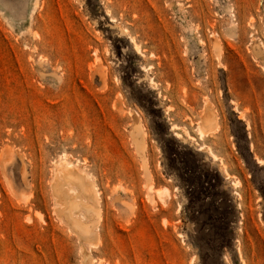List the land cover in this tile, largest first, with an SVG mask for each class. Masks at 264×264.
<instances>
[{
  "label": "rangeland",
  "instance_id": "obj_1",
  "mask_svg": "<svg viewBox=\"0 0 264 264\" xmlns=\"http://www.w3.org/2000/svg\"><path fill=\"white\" fill-rule=\"evenodd\" d=\"M0 264H264V0H0Z\"/></svg>",
  "mask_w": 264,
  "mask_h": 264
},
{
  "label": "bare ground",
  "instance_id": "obj_2",
  "mask_svg": "<svg viewBox=\"0 0 264 264\" xmlns=\"http://www.w3.org/2000/svg\"><path fill=\"white\" fill-rule=\"evenodd\" d=\"M215 44L217 45L216 41ZM138 50L140 51L137 47V51ZM206 127L200 126L199 132L201 137L203 135L205 136L206 131L208 130ZM135 129L136 130H133L132 132L135 136L133 142L135 143L137 149L141 150L144 146L145 134L143 135V133L145 130L143 129L144 131H142L139 127ZM51 190L53 196L58 202V205H60V212L64 220L71 228L72 232L77 234L81 244L83 246L91 245L92 247L100 245V236L96 232V229L93 228V225H96V216L90 209L89 205L92 202V199L98 196V192H96L95 187L92 185L87 175L81 170L75 168L72 163L65 162L64 160L59 170H57ZM70 199L74 200L77 204H80V206H85V208L80 210L81 208H78L79 206L77 205V209H79V211L74 210L70 206ZM74 206L76 205L74 204ZM90 262L91 259L89 260V263Z\"/></svg>",
  "mask_w": 264,
  "mask_h": 264
}]
</instances>
